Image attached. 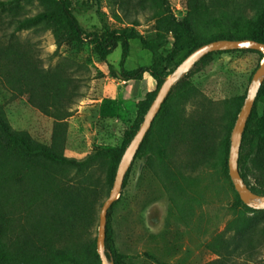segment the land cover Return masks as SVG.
Instances as JSON below:
<instances>
[{
    "label": "rangeland",
    "instance_id": "374dc122",
    "mask_svg": "<svg viewBox=\"0 0 264 264\" xmlns=\"http://www.w3.org/2000/svg\"><path fill=\"white\" fill-rule=\"evenodd\" d=\"M70 1L87 33L126 30L135 34L130 40L129 69L152 65V53L144 47L143 41L162 40L164 57L188 44L182 26L189 12L187 0H167V6L154 0ZM201 1L210 6V11L201 7L199 13L192 14L198 41L207 38L208 21L214 12L210 0ZM258 3L245 4L238 0L228 11L234 14L232 9H235L237 14L247 9L248 14L253 15ZM41 9L42 1L39 0L21 2L16 9L0 7V35L13 32L14 15L33 16ZM218 14L216 10L212 15ZM235 20L236 17L232 18L227 25L232 26ZM17 35L38 56L44 69L65 68L77 88L67 104L72 115L66 120L68 131L63 154L83 159L97 148L121 147L126 132L139 122L137 103L156 90L154 79L146 74L142 82H138L142 90L132 104L114 105L111 109L113 103L104 100L101 104L109 102L110 106H99L96 101L117 93V85L111 81L117 77L109 68L118 70L121 47L106 62H98L93 52L94 44L89 41L69 40L57 48L52 30L45 27H33ZM234 51L216 53L208 63L194 67L183 77L179 90L174 91L173 98L153 125L146 151L133 161L110 223L114 246L121 255L119 264H264V233H261L264 214L254 216L252 225L243 231L244 240L254 238L250 251L240 248L231 257L226 256L227 248L235 246L234 238L238 240L231 224L245 212V207L238 200L229 171L226 172L228 162L221 154L220 142L233 117L234 106L244 103L253 75L263 61L262 53ZM165 64L168 70L173 65ZM187 82L191 84V94L181 97V88ZM262 87L264 89V84ZM0 104L13 129L27 131L35 140L51 145L55 120L32 107L27 95L13 98V92L1 79ZM257 135V140L244 150L247 159L240 165V171L248 176L251 186L264 190L263 96L258 99L256 118L247 132L249 140ZM207 156L211 159L209 157L210 161L203 165L201 160ZM49 172L50 184L54 182L55 187V183H61L52 190L56 195L65 188L72 193L65 200L55 196L61 212L62 207L68 205L72 208L70 215L76 216L74 202L82 204L80 200L84 198L90 202L79 228L76 227L77 235L88 248L97 238L99 213L111 190L105 174L94 172V178H98L95 188L84 186L73 170L60 167ZM23 180H29V173ZM28 201L25 214L16 216L19 224L29 222L34 215L30 217V214L35 212L36 219H42L40 212L45 210H36L30 199L19 203L28 205ZM87 264H98L90 250Z\"/></svg>",
    "mask_w": 264,
    "mask_h": 264
},
{
    "label": "trees",
    "instance_id": "16d2710c",
    "mask_svg": "<svg viewBox=\"0 0 264 264\" xmlns=\"http://www.w3.org/2000/svg\"><path fill=\"white\" fill-rule=\"evenodd\" d=\"M31 0H6L0 1V7L11 6L16 9L21 2ZM42 1V9L33 16H16L12 18L14 30L11 34L4 33L0 35V79L6 85V88L13 92L14 97L27 95L28 103L39 110L43 115L53 118L55 126L51 145H46L35 140L27 131H18L10 125L4 107L0 104V264H87L89 250L97 259L98 264H102L96 250V240L88 248H85L81 237L77 235L76 227L79 228L82 219L85 216V209L90 208L89 201L84 198L82 204L74 202L77 215H70L68 205L63 206L61 212L59 203L54 201L55 196L63 200L70 198L72 193L68 189H61V194L56 195L52 191L55 187H60L61 183L53 185L49 182L50 170L63 167L65 170H73L77 177L80 176L84 186L97 188L98 178H94V172L98 171L105 174L106 184L111 189L115 174L122 158V155L136 134L146 115L157 91L164 80L174 71V69L193 51L200 46L220 39L240 40L252 39L264 43V0H242L245 4L257 2L258 6L253 15H249L247 9H231L232 4L236 5L238 0H210V5L219 11L218 15H212L208 21L210 31L207 32V38L198 41L193 27L192 14L199 13L198 10L203 7L206 12L210 11L205 1L187 0L189 12L184 17L182 26L188 44L181 46L175 51V54L164 57L161 48L164 46L162 40L143 41L144 47L152 53V65L141 66L136 69L128 70L125 63L130 54V40L135 38V34L126 30H114L105 33L91 32L87 33L80 21L76 17L75 8L70 0H39ZM160 5L167 6V0H154ZM169 10V7H167ZM193 11V13H192ZM231 11V12H232ZM236 20L232 26L227 25ZM33 27H45L53 32L57 48H60L67 41L82 43L89 41L94 44L93 52L98 62H106L109 56L119 47L122 49L121 59L118 62V70L110 66V73L124 81H142L146 74H149L156 82V90L149 92L145 99L137 103V113L139 122L136 126L126 132L124 143L121 147L97 148L83 159L68 157L63 154V144L67 139L68 123L67 119L72 115L67 104L73 99L77 88L73 86L71 77L67 70L61 66L55 69H44L38 56H36L28 44L20 41V35ZM256 54L257 51L249 50ZM235 51L213 52L202 58L196 65L208 63L216 53H232ZM263 56V55H262ZM263 58L261 59V61ZM173 64L168 70L167 65ZM189 74V73H188ZM187 74V75H188ZM185 75V76H187ZM184 76V77H185ZM183 79V78H182ZM182 79L173 87L168 98L164 102L160 112L155 118L153 125L160 116L164 107L173 98L174 91L179 90ZM191 84L184 83L180 92L181 97L191 94ZM264 97V89L261 88L256 99L252 114L248 120L247 127L243 136L241 146L239 165L244 164L247 155H244L246 147L251 146L258 138L247 137L251 122L256 118V105L258 99ZM243 103L234 106L232 110V119L226 126V132L220 142V150L225 161L228 162L231 132L236 122L237 116ZM151 127L145 137L137 155L140 156L150 140L153 128ZM62 140V141H61ZM252 149V147H250ZM207 156L202 158L201 163L207 164ZM135 158V159H136ZM226 172L228 167L226 166ZM241 175L246 184L253 192L264 197V190L253 187L248 181V176L242 172ZM29 173V180L26 182L24 175ZM130 170L124 180V185L128 179ZM97 179V180H96ZM24 183V184H23ZM23 184V186H22ZM121 196V195H120ZM27 198L31 200L30 204L36 210L41 209L40 220L36 219V212L31 213L33 217L29 218L26 224H19L16 218L27 211L25 203L22 200ZM75 200L76 197H74ZM238 200L241 202L240 197ZM68 201V200H67ZM72 201V199H70ZM116 201L108 212L106 252L114 264H119L121 255L116 251L113 243L112 229L110 226L112 212L117 205ZM20 204V205H19ZM70 205L71 202L69 203ZM81 205V206H80ZM243 212L231 224L238 238L231 249L227 248L226 256L231 257L240 248L249 252L251 240L254 238L243 239V231L247 226L252 225L254 216L264 214V210H254L244 204ZM59 210V213L56 211ZM252 214L253 216H248ZM264 233V230L261 231ZM225 264V263H222Z\"/></svg>",
    "mask_w": 264,
    "mask_h": 264
},
{
    "label": "water",
    "instance_id": "95a60500",
    "mask_svg": "<svg viewBox=\"0 0 264 264\" xmlns=\"http://www.w3.org/2000/svg\"><path fill=\"white\" fill-rule=\"evenodd\" d=\"M234 50H252L260 52L263 54V61L253 75L252 84L231 132L228 155V171L233 186L238 193L241 201L251 209L264 210V197L253 192L251 188L246 184L241 175L239 165L241 146L247 123L252 114L259 92L264 84V43L252 39L215 40L206 43L193 51L164 80L163 84L157 91V94L152 101L146 115L144 116L139 129L125 149L118 165L115 179L109 195L104 201L99 213L96 250L102 264H114V262L108 258L106 252V236L109 209L116 201L119 200L126 175L129 172L145 137L150 131L155 118L160 112L173 87L185 75H187L202 58H204L208 54L219 51Z\"/></svg>",
    "mask_w": 264,
    "mask_h": 264
},
{
    "label": "crops",
    "instance_id": "0c3cea01",
    "mask_svg": "<svg viewBox=\"0 0 264 264\" xmlns=\"http://www.w3.org/2000/svg\"><path fill=\"white\" fill-rule=\"evenodd\" d=\"M125 68L128 70L136 69L135 67L129 69L127 60L125 63ZM111 81L114 82V83H112L113 85H117V89H118L117 93H115L112 97L110 96L109 98L106 97L107 95H105L101 100H99L98 102L96 101V104H98L99 106L109 105V102H105L104 104H101V103L104 102V100H106V101L110 100L113 103V105L111 107V109H113L114 105H115V107H122V106H125L128 104H132V102L134 103L138 99L140 92L142 90L141 86L138 84V82H142V81H134V80L124 81V80H121L119 78H113ZM116 81H117V83H116ZM107 83H111V82H107ZM89 101H91V100H88V102ZM92 103H93V101H92Z\"/></svg>",
    "mask_w": 264,
    "mask_h": 264
}]
</instances>
